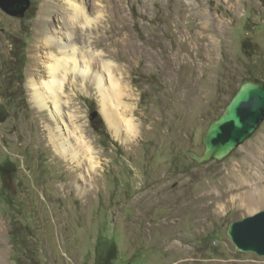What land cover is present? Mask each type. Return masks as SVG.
Instances as JSON below:
<instances>
[{"label": "rangeland", "instance_id": "374dc122", "mask_svg": "<svg viewBox=\"0 0 264 264\" xmlns=\"http://www.w3.org/2000/svg\"><path fill=\"white\" fill-rule=\"evenodd\" d=\"M42 4L31 0L23 18L0 8V264H177L176 249L192 251L196 264H264L237 251L228 234L264 211L250 213L242 199L259 197L264 185V122L223 161L188 156L203 154L209 126L243 80L264 81V0L103 5V29L118 35L102 50L132 88L123 100L136 105L139 138H116L98 91L68 82L103 163L89 197L66 186V164L46 140L50 118L27 87ZM6 164L15 172L7 178ZM111 249L116 255L106 259Z\"/></svg>", "mask_w": 264, "mask_h": 264}, {"label": "bare ground", "instance_id": "6f19581e", "mask_svg": "<svg viewBox=\"0 0 264 264\" xmlns=\"http://www.w3.org/2000/svg\"><path fill=\"white\" fill-rule=\"evenodd\" d=\"M107 1L43 0L41 31L31 49L33 64L27 74L31 102L50 118L45 125L46 140L56 158L68 169L70 181L66 186L86 197L94 192L103 163L72 105L66 88L68 82L72 79V85L81 91H85L88 85L98 91L102 113L116 138L126 144L139 138L134 119L136 105L123 100L124 97H133L132 88L129 84L121 85L122 69L108 60L102 50L104 40L112 41L113 45L116 43L114 37L118 35L113 28L107 32L103 29V5ZM135 44L130 46L137 48ZM126 46L129 48V45ZM123 131L125 137H122ZM258 193L259 197L252 192L242 198L253 214L264 208V185ZM176 252V256L182 259L177 264L198 262L192 251L176 249Z\"/></svg>", "mask_w": 264, "mask_h": 264}, {"label": "water", "instance_id": "95a60500", "mask_svg": "<svg viewBox=\"0 0 264 264\" xmlns=\"http://www.w3.org/2000/svg\"><path fill=\"white\" fill-rule=\"evenodd\" d=\"M30 6L31 0H0V8L15 18H23ZM263 122L264 81L247 78L224 113L209 126L203 138V154L189 152L188 156L198 164L223 161L251 138ZM228 234L237 251L264 257V211L232 223Z\"/></svg>", "mask_w": 264, "mask_h": 264}, {"label": "trees", "instance_id": "16d2710c", "mask_svg": "<svg viewBox=\"0 0 264 264\" xmlns=\"http://www.w3.org/2000/svg\"><path fill=\"white\" fill-rule=\"evenodd\" d=\"M14 170H11L9 164H6L4 165L2 168H1V173L3 175V177L7 178V176L11 175V174H14L15 172H13ZM13 172V173H12ZM115 249V248H114ZM115 250L111 249L109 250L107 253H106V259H109L111 258L112 256H115L116 255V252H114Z\"/></svg>", "mask_w": 264, "mask_h": 264}]
</instances>
